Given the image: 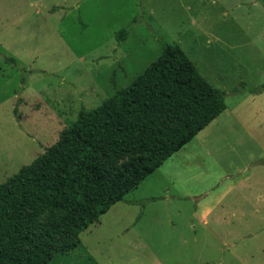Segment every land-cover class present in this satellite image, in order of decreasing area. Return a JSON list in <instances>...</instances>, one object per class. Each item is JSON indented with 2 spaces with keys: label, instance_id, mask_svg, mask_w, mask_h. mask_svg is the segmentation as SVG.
<instances>
[{
  "label": "rangeland",
  "instance_id": "374dc122",
  "mask_svg": "<svg viewBox=\"0 0 264 264\" xmlns=\"http://www.w3.org/2000/svg\"><path fill=\"white\" fill-rule=\"evenodd\" d=\"M166 41L214 87L264 84V0H0V183L56 143L81 109L128 86ZM226 104L47 264L264 263V93L231 94ZM195 211L212 229L198 227ZM64 217L45 214L34 230Z\"/></svg>",
  "mask_w": 264,
  "mask_h": 264
},
{
  "label": "trees",
  "instance_id": "16d2710c",
  "mask_svg": "<svg viewBox=\"0 0 264 264\" xmlns=\"http://www.w3.org/2000/svg\"><path fill=\"white\" fill-rule=\"evenodd\" d=\"M128 33L123 28L116 38L122 42ZM246 92L264 93V84L214 87L181 46L164 42L160 56L128 86L81 109L56 143L0 183V264H47L75 248L76 241L63 239L77 238L221 115L228 95ZM127 157L109 169V161ZM48 213L65 217L35 231Z\"/></svg>",
  "mask_w": 264,
  "mask_h": 264
},
{
  "label": "crops",
  "instance_id": "0c3cea01",
  "mask_svg": "<svg viewBox=\"0 0 264 264\" xmlns=\"http://www.w3.org/2000/svg\"><path fill=\"white\" fill-rule=\"evenodd\" d=\"M219 208L220 207H214V210L216 209L217 211H219ZM234 211L235 210L232 209V216H230V217H234V213H236ZM195 218H196V223L198 224V227H202V229H212L211 227H209L210 222L208 221V218H207V215L205 214V212L204 213H199L198 211H195ZM220 221H225V214H221V216L217 217V222H220ZM196 223H195L194 226L191 225V227L193 226L194 229H195L196 228ZM194 234H195L194 236H195V239H196V242H197L198 241V237H197V234H196V230H195ZM227 234L231 235V233L228 232V231H227ZM226 246H229L228 242L226 243ZM261 264H264V263H261Z\"/></svg>",
  "mask_w": 264,
  "mask_h": 264
}]
</instances>
